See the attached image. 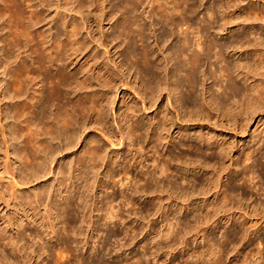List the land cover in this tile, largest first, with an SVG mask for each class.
Wrapping results in <instances>:
<instances>
[{
	"label": "bare ground",
	"instance_id": "bare-ground-1",
	"mask_svg": "<svg viewBox=\"0 0 264 264\" xmlns=\"http://www.w3.org/2000/svg\"><path fill=\"white\" fill-rule=\"evenodd\" d=\"M195 1L0 0V20L3 19L7 27L5 39L1 40L5 43L2 49L4 60L7 64L12 60L17 63L3 68L9 79L6 78L5 84L0 83V87H4V97L0 98V142L4 146L3 166L0 165L3 167L0 202L6 203L8 208L16 201V214L22 203L33 211L36 218L44 198L48 195L51 197L56 189L57 194H54V200L50 198L46 215L39 217L42 219L41 226L46 230L51 228L56 235L63 229L70 236L67 227L73 228L78 221L96 231L98 226L94 223L93 204L89 203L88 195L95 190L108 188V178L114 180L123 176L118 182L114 180L112 187L121 183L130 190L134 198L128 199L130 204L127 205L134 207L137 206L136 194L159 193L157 198L160 200H164L163 194L166 193L169 200L172 193L183 192L182 200L195 195L196 190H184L187 187L183 188V184L177 180L178 175L183 177L187 174L183 179L189 184L188 172H207L213 158H217L220 169L226 170L223 160L232 151L233 144L223 140L220 142L210 133L204 135L186 130L181 122L185 117L189 120L204 117L207 121L216 117L242 126L250 113L264 107V81L253 79V75L260 71L258 76L264 77V52L258 49L264 46V28L256 29L251 24L264 20V12L255 7L238 8L234 0L213 2L208 8L204 6V0H200V7H204L206 12L199 18L198 26L196 18L199 7ZM53 6L65 7L69 14L57 10V15L51 16L48 12ZM27 13L30 14L27 16ZM105 21L111 24L110 31H104ZM47 24L50 26L44 28ZM95 27L100 29L99 37L93 36L99 31ZM191 33L205 40L199 43L197 40L194 44ZM225 36H230V40H224ZM94 43L104 49L103 56L100 51L92 52ZM252 48L254 52L250 50ZM131 82L138 86H130ZM120 90L123 105L119 108L120 123L115 128L110 122V112L114 96ZM128 91H132L133 96L126 99ZM164 91L171 100V106H159L154 119L149 118L148 111L156 105ZM10 118L12 124L6 122ZM176 125L179 130L177 137H174L171 130ZM91 129H98L102 137L96 133L89 135ZM187 138L192 141L194 138L196 144L181 140ZM81 142L85 143L84 150L79 154L73 152ZM108 145L119 148L109 162L105 181L90 182L91 178H99V170L108 158ZM214 145L218 150L207 156L206 146ZM147 146L156 154L153 169L142 170L134 180V176L130 177L129 159L141 164ZM163 146H166L167 159L161 154L160 148ZM181 147L193 149L195 157L183 152L175 153ZM251 151L246 157L247 162H251L250 167L245 165L241 170L245 185H248L247 177L251 176L250 180L260 177L259 168L264 171V163L260 162L258 156L260 151ZM233 166H236L235 171L240 172L238 164ZM218 172L216 169L213 177ZM51 174L53 183L36 189L34 197L27 191V195L19 193L24 184H31ZM3 179L9 180V184L6 185ZM209 182L214 189L218 187V181L210 179ZM229 191L227 188L223 190L222 198L216 194V210L223 211L227 207L226 201L232 200ZM104 204L100 199L95 203L96 208L94 206L103 217L122 216L121 212L114 211L111 203L107 204V208H104ZM205 205L208 206V202ZM124 218L120 219L124 222ZM206 220L209 225V220ZM56 221L66 227L58 229ZM172 221L179 227L183 223L182 218L173 217ZM33 222L28 219L27 224L31 226ZM17 223L16 234L8 236L3 229L0 232V264H29V257L40 251L33 244L23 243L27 235L22 228L25 222L17 219ZM34 233L38 237L36 231L31 235ZM84 233L81 231V235L77 236ZM131 237L135 239L136 234ZM231 238L232 235H229L226 240ZM76 240L70 242H75L78 248L80 241L76 243ZM83 243L87 244L88 241ZM65 245L58 246L64 249L59 253L53 251L57 264L70 263L63 260L64 254L69 253L68 245ZM210 248L216 254L215 258L209 260L210 264H226L223 258L225 249L220 248L216 252L215 244ZM263 250L258 253L261 259H264ZM246 257L242 264H249ZM136 258L133 264H146L143 256ZM76 264H83V259L79 258ZM98 264H107V261L101 257ZM116 264L131 263L119 260Z\"/></svg>",
	"mask_w": 264,
	"mask_h": 264
},
{
	"label": "rangeland",
	"instance_id": "rangeland-1",
	"mask_svg": "<svg viewBox=\"0 0 264 264\" xmlns=\"http://www.w3.org/2000/svg\"><path fill=\"white\" fill-rule=\"evenodd\" d=\"M195 2L197 4V7H199L197 11L198 15L196 14L197 15L196 20L198 23L197 25L200 26L199 20L201 19V17H203L202 15H204L206 11L203 10L204 7H200V0H196ZM213 2H220V0H204L203 4L204 6L206 5V7L209 8ZM234 2L236 3V6H238V8L245 9L247 7L248 8L255 7L256 10H262L264 12V0H234ZM64 8L63 7L57 8L56 6H53L52 8H50L48 13L51 16H56L58 12L60 13L67 12V14H69L66 8L65 9ZM29 14L30 13H27L26 15L28 16ZM71 15H74V13H71ZM251 24L256 29H260L262 27L264 28V20H257ZM110 25L111 24H108L107 21L104 22L103 26L105 32L110 29ZM48 26H50V24L45 25L44 28L46 27L48 28ZM94 29L99 31L96 35L94 33L93 36L99 37L98 35L100 34L99 33L100 29H97L96 27ZM6 31H7L6 23H3V19H2L0 20V36L2 37V38L0 37L1 38L0 41L2 39L3 40L5 39L4 34L6 33ZM212 32L213 30L211 31V33ZM190 35H191L190 38L192 39L194 44L197 40H198L197 43L205 40L204 38L199 39L197 34L196 36L195 34L193 35L192 33ZM224 40L226 41L230 40V36H225ZM97 46L99 45L98 44L92 45L93 47L92 52L100 51L102 53L101 56H103L105 52L104 49L102 47L98 48ZM4 47H5V43L4 41H1L0 42V83L2 82L5 84L7 80L6 78L9 79V77H6L3 68L8 66L12 67L13 65L15 66L17 63L13 62L12 60L7 64V62L4 60L5 56L3 55L2 52V49H4ZM109 49L113 53L114 50H112L111 46ZM258 49L260 52H264L263 45L259 46ZM250 50H253V52L255 51L254 48ZM92 52H89L88 54ZM104 56L106 60V55ZM84 59L85 58L82 59V62L84 61ZM261 72L262 71H260L256 75H253V79L258 82L264 81L263 76L262 77L260 75L258 76V74H260ZM130 86L135 87L138 86V84L131 82ZM3 89L4 87H0V98L4 97L2 93ZM215 89H217L216 87H214V91L217 92ZM122 96L123 93H121L120 90L114 96V100H113L114 106L113 105L111 106L112 108L110 112L111 113L110 122L115 128H117L118 123H120L119 108L121 105H123ZM132 96H133L132 91H128L126 95V99H129ZM169 102H171V100L168 99V94L164 91L162 96L156 103V105L153 108H151V110L148 111L149 118L154 119L155 114L157 112V108L159 106L167 107L168 105V107H170L171 105L169 104ZM174 114L175 113H173V115ZM117 117H118V122H117ZM12 121L13 120L10 118L6 122L8 124L9 123L12 124ZM229 121L225 119L219 120V118L216 117L209 121L204 119V117H198L196 118V120H189L188 117H185L184 119L182 118L181 123L184 126V129L195 131L196 133L201 132L204 135L210 133V135L212 134L213 136H216L220 140V142L223 140L233 144L232 151L228 152L229 154L223 160V162L225 163V167H227L225 171H223V169H220L221 165L219 163H216L217 158H213L212 160H210L211 167L207 169L208 173L206 171H200V170H197V172H192V171L188 172L187 177H189L190 180L189 184H186L187 183L186 180L183 179L186 177L187 174L186 175L184 174L183 177L180 176L181 174L178 175L177 180L183 184V188L187 187L184 189L185 191L188 190L189 192L192 190H196L194 192L195 195L190 196V198L184 197L186 200H182L183 192H180L181 195L179 192L172 193L171 194L172 199L173 198L175 199L173 200V202L172 199L170 200L168 199L167 193L163 194L164 200H160L159 198H157L158 196L157 194L159 193L155 195L151 193L147 195L138 194V196L136 194L135 199L137 206H134L135 207L134 208L132 207L131 204L130 205L132 207L131 208L130 206H128L130 204L128 202V199L130 201V198L133 197L130 193V190H127V188L121 186L120 182L118 186L114 188L112 187L113 183H115L114 180L120 181L123 178V176L121 177L116 176L117 178H114V180L111 179L109 180V178L107 179L109 183L108 188L95 190L92 193H89L88 195V200L90 201L89 203L93 204L92 216L94 219V223L95 226H98L96 231L92 228H89L86 225H81L79 221L76 223L77 226L75 224V226L73 225V228L67 227L69 232H71L70 236L65 234L67 233L65 230L61 229L62 226H64L63 228H65L66 225H63L62 222L60 221H56L58 222L57 228L61 229V233H58L59 235H56L53 232H51L52 231L50 230L51 228H48L47 231L45 227L41 226V222H42L41 218H43L42 216L46 215L45 212H47V208L49 207L48 204L51 203L50 198L54 200L55 199L54 194H57V190L55 189L52 191L51 197H49L48 195L44 198V203L37 210L38 211L37 214L39 215H37L38 218L37 217L36 218L39 220L35 218V216L33 215V211H30L28 209V206H25L22 203L18 207L19 212L16 214L17 211L16 201H14L13 204L11 203V207L8 208L6 207L7 206L6 203L0 202V228H1L0 232L6 231L8 236L14 235L17 233L16 231H18L17 219L24 220L25 225L22 228L27 231V233H25L27 235L24 236L25 240L23 241V243H26L27 245H31V246L33 244L34 247H36L38 250L41 251V253H39L40 251H37L36 254H33L31 255L32 257H29L31 258L29 260V264H57V262L55 263L57 258L56 253H53V251L59 253V251L64 250V249H59V247L65 244H66L65 246L68 245L67 247L69 248V253L64 254L65 258L63 259L64 261L69 260L70 263L67 262V264H71V263L76 264L79 258L83 259V264L84 263L98 264L99 258L101 257H104V260L105 262L107 261V264H116L119 260L133 264L137 260L136 257L138 255L144 257L146 264H210L209 260L216 257V254H214L215 251L211 248L209 250V247L212 244H215L216 248L214 249L216 250V252L217 251L219 252V249L223 246L221 249L222 250L225 249L223 258L226 264H234L236 262L238 264H242L245 261L246 256H247L246 259L249 264H264V259L263 258L261 259V256H258V253L260 252L259 250L264 249V183H263L264 171H261L259 168L258 174L260 173V177H256L254 180H250L251 176L247 177L248 185H245L246 183L244 184L243 182L244 176L241 174V170L243 169V167L246 166L250 167L248 165H251L250 160L248 162L246 160L247 154L251 150H252L251 152L255 150H258V152L260 151L258 155L259 160L262 164L264 163V154H263L264 153V107L259 108L256 111L250 113L249 116H247L242 126L241 125L235 126L232 124V122ZM178 130H179L178 125L172 128L171 133L174 137H177ZM93 133H96L99 137H102V134L100 131H98V129L97 130L91 129L89 135ZM84 138L85 135L82 136L83 140ZM176 140H180V139H176ZM181 140L188 142L190 140L193 144H196V140L194 138L193 141L192 139H188V138ZM107 147L109 149L107 150L108 158L105 161L103 168H100L99 170L100 172L99 173L100 175L98 176L99 178H95V179L91 178L89 179L90 182H92L91 180H93L95 183L98 182L104 183L105 181L104 178L105 174L107 173V170H109L110 167L109 162H111V159L114 157V155L116 154L119 148L117 146L112 147L110 145H108ZM163 147L165 149H163ZM163 147L160 148L161 154L167 159L166 146ZM0 148L2 149V150L0 149V159L2 158L0 160L1 163L0 165L3 166L4 157L2 152L4 151V146L1 144V142H0ZM84 148H85V143L81 142L72 151L73 152L77 151V154H79V152L84 150ZM206 148H207L206 151L208 153L207 156L211 155L210 152H214V151L216 152L218 150L216 145L212 147L206 146ZM149 149L150 146H147L146 148L147 151L145 150L146 154L145 151L143 152L144 159L142 160L141 164L139 162H135V159H131V158L129 159L130 162L128 163V167H129V172L131 174L130 177L132 178V176H134V178L132 179L135 180V176L138 175L140 172H142V170L148 171L153 169L154 166L153 161L156 159L155 158L156 154H153V152ZM178 152H183L187 155H190L191 157H195L194 150L189 149L188 147H181L180 150L178 149L175 151V153ZM133 153H135V151ZM162 157L159 158L162 159ZM137 161H139V159ZM233 164L239 165L240 172L235 171L236 166H233ZM216 169L219 170L220 172H218V174L215 175V177H213L214 176L213 172ZM2 171H3V167H0V176H2L1 175ZM52 177L53 176L51 174L43 179L41 178L37 181H33L31 184L30 183L24 184L19 190V193L26 194L27 191L28 192L27 194L30 193V195L32 194L31 196H33L34 193L37 191L36 189H40V187H42L44 184L53 183L54 178ZM130 177L129 179H131ZM180 177L182 178L181 180ZM208 178L209 180L212 179L218 181V187L214 189L213 186L210 185ZM3 181L4 183H6V185L9 184L8 183L9 180L7 181V179H3ZM81 181H83V183L85 182L84 179H82ZM49 186L51 185L49 184ZM0 187H2V184H0ZM226 188L227 191L230 190L229 192L232 194L231 197L232 200L226 201L225 204L227 207H225L223 211L222 209L216 210L215 196L219 194L220 198H222V196L224 195L223 190H225ZM4 189L5 188H3L2 190ZM65 191L66 189L63 190V192ZM100 199L104 201V203H106L104 204V208H107V204L109 205L111 203V205L115 207L114 211L117 210L121 212L122 216L120 215L119 217L120 218L122 217V219L125 217L124 219L126 220L123 222V220L117 217L114 218L112 217L110 219H106L105 217H103L104 215L101 212L99 213L95 209L96 208L95 203H98ZM205 202H208V206L205 205ZM101 206H103V204L100 205V207ZM216 212L217 214L213 216V214ZM16 215L18 217H16ZM54 216H56V214ZM173 217L174 218L176 217V219L182 218L184 223V224L182 223L183 226L182 224L180 225V227L178 226V224L176 225V222L172 221ZM167 218L169 220H167ZM204 218L209 220L208 221L209 225L207 223V220ZM28 219L34 221L31 226L27 224ZM255 224L257 225L255 226ZM130 227H132L133 229L131 230ZM74 230L75 232L76 230L79 231V233L77 232V234H80L81 231L82 233L85 232L84 233L85 235L80 236L81 235L80 234L77 236ZM35 231L38 232V237L37 235L35 236V233L34 235L33 234L31 235V233ZM135 234L136 237L135 239H133L131 236L132 235L135 236ZM227 235L228 236L232 235L231 240H226L228 238ZM59 238L61 240L57 241ZM74 238L77 240L79 239L78 241L76 240V243L80 241L78 248H76L75 242L74 243L70 242V240H75ZM44 240L46 242H44ZM64 241H66L67 243L63 244ZM87 241H88L87 244L83 243ZM259 243H262V245H260ZM122 244L126 246L122 247ZM206 249L209 250V252L206 253L205 252L207 251ZM218 254L219 253H217V255ZM263 254H264V250H263ZM66 257H68V259H66ZM12 264L15 263L12 262Z\"/></svg>",
	"mask_w": 264,
	"mask_h": 264
}]
</instances>
